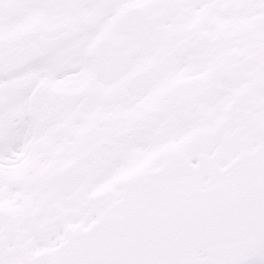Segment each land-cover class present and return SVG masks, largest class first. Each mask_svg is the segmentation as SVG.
Instances as JSON below:
<instances>
[{
  "label": "snow or ice",
  "instance_id": "6c2138e0",
  "mask_svg": "<svg viewBox=\"0 0 264 264\" xmlns=\"http://www.w3.org/2000/svg\"><path fill=\"white\" fill-rule=\"evenodd\" d=\"M0 264H264V0H0Z\"/></svg>",
  "mask_w": 264,
  "mask_h": 264
}]
</instances>
